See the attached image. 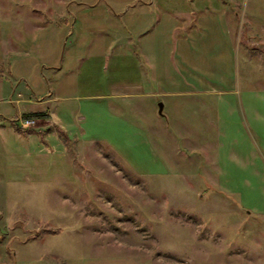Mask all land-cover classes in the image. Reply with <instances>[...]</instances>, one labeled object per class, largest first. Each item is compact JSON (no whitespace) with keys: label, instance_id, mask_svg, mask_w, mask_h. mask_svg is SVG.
Returning a JSON list of instances; mask_svg holds the SVG:
<instances>
[{"label":"rangeland","instance_id":"374dc122","mask_svg":"<svg viewBox=\"0 0 264 264\" xmlns=\"http://www.w3.org/2000/svg\"><path fill=\"white\" fill-rule=\"evenodd\" d=\"M195 1L229 17L236 49L233 88L196 98L144 78L158 80L166 12L182 68L178 39L201 27L185 0H0L10 264H264V0ZM36 110L49 115L22 130Z\"/></svg>","mask_w":264,"mask_h":264},{"label":"crops","instance_id":"0c3cea01","mask_svg":"<svg viewBox=\"0 0 264 264\" xmlns=\"http://www.w3.org/2000/svg\"><path fill=\"white\" fill-rule=\"evenodd\" d=\"M140 1L146 3L145 0ZM154 1L158 4L161 3L159 0ZM185 2L188 13L198 14L197 20L201 21V27L196 30L192 29L195 28L194 26H188L187 32L182 38L178 39V47L175 51L177 50L179 53L180 61L183 59V62L187 61L193 65L181 62V71H175V66L172 67L169 65L168 60L171 59L173 52L172 36L179 24L178 19L180 18L172 12H166L163 18L167 17L169 21L164 29L165 31L162 32L161 37L159 35L155 36V40L154 37H152L153 47L156 49V55L159 59L156 65V67L158 66L159 68V77L157 82H155L153 76L150 80L144 77L147 84L153 89H161L165 91V93L170 92L175 96H193L194 98L201 96H194L196 93L188 92L189 90H201V87L217 89L216 84H219L221 88H228V85L232 84L233 88L236 79L235 75H233L236 67V49L230 29L229 17L222 12L212 13L209 8H207V10L205 8L204 10V8L195 6L196 8L193 9L189 5H196L197 2L195 0H185ZM136 4L138 3L136 2ZM134 10H136V8ZM205 11L209 14H206ZM189 29L192 30L189 31ZM145 33L147 32L139 33V43H137L138 46L136 45L137 54L140 56H147L146 54H148L147 52L149 50L148 37H146L147 35ZM41 47L44 49L45 46L43 45ZM198 49H200L201 53L203 50H206L205 52L207 53L205 54L206 57H202L200 61L198 57L194 56V52ZM63 58H65V56H63L62 59ZM61 67L62 65L60 68ZM193 67H195V69H193ZM226 68L229 70L232 69V76L231 71H228V73L225 72ZM227 74L231 76V78L227 77ZM0 264L10 263L6 257L0 256Z\"/></svg>","mask_w":264,"mask_h":264},{"label":"built area","instance_id":"2783aa9c","mask_svg":"<svg viewBox=\"0 0 264 264\" xmlns=\"http://www.w3.org/2000/svg\"><path fill=\"white\" fill-rule=\"evenodd\" d=\"M19 120H20V126L22 130H25V131L31 130L37 122V118L28 117V116H24L20 118Z\"/></svg>","mask_w":264,"mask_h":264},{"label":"trees","instance_id":"16d2710c","mask_svg":"<svg viewBox=\"0 0 264 264\" xmlns=\"http://www.w3.org/2000/svg\"><path fill=\"white\" fill-rule=\"evenodd\" d=\"M49 115V113H48V111H45V112H43V111H30V113H28L27 115H25V116H28V117H34V118H39L40 116H46V115ZM22 129V128H21Z\"/></svg>","mask_w":264,"mask_h":264},{"label":"water","instance_id":"95a60500","mask_svg":"<svg viewBox=\"0 0 264 264\" xmlns=\"http://www.w3.org/2000/svg\"><path fill=\"white\" fill-rule=\"evenodd\" d=\"M163 108V104L162 103H160V110Z\"/></svg>","mask_w":264,"mask_h":264}]
</instances>
